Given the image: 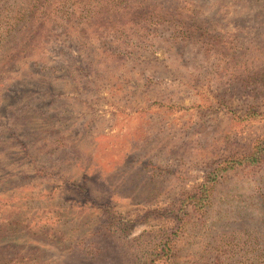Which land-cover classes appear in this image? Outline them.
Segmentation results:
<instances>
[{"label":"rangeland","instance_id":"obj_1","mask_svg":"<svg viewBox=\"0 0 264 264\" xmlns=\"http://www.w3.org/2000/svg\"><path fill=\"white\" fill-rule=\"evenodd\" d=\"M201 23L219 41L185 34ZM249 105L264 0H0V264H141L174 226L147 214L264 133L229 111ZM178 245L171 264H264V168L232 173Z\"/></svg>","mask_w":264,"mask_h":264},{"label":"trees","instance_id":"obj_2","mask_svg":"<svg viewBox=\"0 0 264 264\" xmlns=\"http://www.w3.org/2000/svg\"><path fill=\"white\" fill-rule=\"evenodd\" d=\"M190 21H194L190 18ZM203 23V22H202ZM200 24L194 26L195 30L185 32L186 35L195 32L199 38L209 40L216 43L219 41L218 34L212 35L209 32L207 24ZM245 64H243L244 66ZM246 80L241 81V88L245 89ZM217 104L220 107H228L223 101ZM215 108L210 106V109ZM181 110H187L182 108ZM229 111L237 119L242 121H252L259 119L264 120V112L256 105H249L245 111L238 115L237 112ZM238 115V116H237ZM23 148H26L23 146ZM264 168V133L257 136L250 144L249 148L244 152L240 150H224L223 153L218 154L210 162L204 179L198 183L192 190L185 191L174 200L173 204L168 208L162 210H152L147 214V219H167L174 223L172 228L165 227L158 233V241L155 240L152 245L153 252L147 256L146 260L141 264H171L179 250V240L184 239L189 226H199L200 223L206 220L212 206L214 205L215 192L217 188L226 181L229 176L236 172L242 171L245 174H253ZM99 209L104 210L106 214L112 215L113 206L110 203L97 204ZM109 225L119 227L124 236H130L132 233L131 221L122 217H112L107 215L105 220ZM194 229V228H193Z\"/></svg>","mask_w":264,"mask_h":264}]
</instances>
